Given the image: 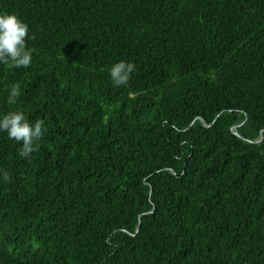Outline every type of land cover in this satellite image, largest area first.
<instances>
[{"label": "trees", "instance_id": "trees-1", "mask_svg": "<svg viewBox=\"0 0 264 264\" xmlns=\"http://www.w3.org/2000/svg\"><path fill=\"white\" fill-rule=\"evenodd\" d=\"M0 12L33 37L31 67L0 65V113L46 127L28 158L0 132V264H264V0Z\"/></svg>", "mask_w": 264, "mask_h": 264}, {"label": "clouds", "instance_id": "clouds-1", "mask_svg": "<svg viewBox=\"0 0 264 264\" xmlns=\"http://www.w3.org/2000/svg\"><path fill=\"white\" fill-rule=\"evenodd\" d=\"M33 39L29 25L14 13L0 12V65L10 70L31 67L33 52L27 41ZM136 65L130 61H119L111 66L109 75L117 87L128 86ZM22 95L19 84L10 86L7 101L16 104ZM46 131L45 121H30L21 111L0 113V132L6 133L8 139L21 144L20 157L28 158L38 150V142ZM11 180L7 170L0 168V181L9 183Z\"/></svg>", "mask_w": 264, "mask_h": 264}]
</instances>
